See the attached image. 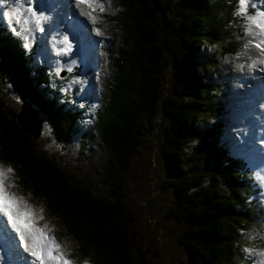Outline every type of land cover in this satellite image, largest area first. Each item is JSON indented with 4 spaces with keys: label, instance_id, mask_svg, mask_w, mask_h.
<instances>
[{
    "label": "trees",
    "instance_id": "trees-1",
    "mask_svg": "<svg viewBox=\"0 0 264 264\" xmlns=\"http://www.w3.org/2000/svg\"><path fill=\"white\" fill-rule=\"evenodd\" d=\"M173 1L120 0L127 19L121 46L107 93L89 129L83 124V113L72 109L65 99L68 96L53 83L61 80L54 75L53 80L43 66L33 67L36 45L24 50L21 35L16 33L19 30L5 28L0 22L1 81L34 109L61 147L77 137L82 149L96 142L109 152L117 173L106 170L111 184L107 199L95 198L90 190L75 185L41 154L36 140L18 125L16 116L8 115L1 93L0 158L18 167L31 191L48 200L51 212L66 217V232L76 240L82 257L91 252L97 264H140L139 255L144 251L134 243L122 189L142 137L159 131L166 178L162 187L174 194L167 216L185 226L178 239L185 264H251L254 258L248 259L245 252L251 239L243 236L249 225L257 223L264 233V208L257 201L261 190L255 189L253 173L219 146L225 127L220 118L202 120L203 110H211L207 101L212 89L205 82L210 81L206 74L216 59L198 55L196 47L199 42L218 48L228 44V52L233 54L230 43L245 30L242 27L240 35L234 34L239 22L237 0ZM171 16L179 17L180 22L170 28L175 35L170 43L162 36L166 26L174 24ZM168 73L171 80L166 78ZM210 106L215 109L218 104ZM159 114L166 122L157 126ZM194 141L200 146L195 156H189L186 148ZM195 161H205L211 167L209 179L202 172L188 175L187 166ZM206 182L209 185L204 186ZM263 236L258 235L254 243L261 248Z\"/></svg>",
    "mask_w": 264,
    "mask_h": 264
},
{
    "label": "rangeland",
    "instance_id": "rangeland-1",
    "mask_svg": "<svg viewBox=\"0 0 264 264\" xmlns=\"http://www.w3.org/2000/svg\"><path fill=\"white\" fill-rule=\"evenodd\" d=\"M49 2L53 4L37 9L35 8L37 6L31 4L5 6L6 4L0 1V22L5 28L19 30L16 33L17 36H19L18 33L21 35L24 50L36 45L37 54L33 56V67L42 68L43 66V68H47L48 75L53 80V75L56 79L61 80L58 83L53 81V83L55 86H59L57 88L61 89L62 95L68 96L65 99L67 98L68 103L73 106L72 109L80 110L79 112L83 113V124L86 125V129H89L94 125L93 121L96 119L94 114L103 103V98L108 89L107 84L114 73L113 62L121 46L122 27L127 20L125 19L126 13L120 0L92 1L95 6L93 15L97 18V23L94 24L88 15L92 10L88 8L87 4L76 6L81 3L73 4V0H70L69 3L67 0L60 1V3H54L53 0H49ZM170 2L174 4L173 0H170ZM101 4L104 6L103 11H100ZM236 6L235 14H237L239 22L234 34L240 35L239 32L242 27L245 30H241V36L233 39V43H230L234 47L233 54L228 52L230 51V45L228 44H221L219 48L218 45L207 42L196 44L198 55L207 58L212 56L216 59L214 63L216 65H213L214 68L212 67L213 69L206 74L210 81L205 82L212 89L207 101L211 110H203L202 120L212 117L215 119L220 118L225 127L220 135L219 146L221 145L226 150L228 148L234 156L239 152L241 153L239 151L241 146L238 144L237 139L242 138V136L235 133L232 128L233 118L230 114L234 109L231 106L235 104V100L232 101L234 99V87L229 73L236 66V59L243 53L249 42L251 43L252 39L264 42V0H247V8L243 14H238L241 11L240 0H237ZM69 14L75 16L76 22L74 20L72 25H75L74 28L77 29L73 30V39L75 37L76 41L69 44L68 47V44L63 45L62 41L65 36H60V30L62 25L65 26L63 23L67 20ZM108 16H110L109 19ZM111 18L113 19L111 20ZM171 18L174 24L167 25L164 30L166 34L163 33L162 36V40H166V42L174 40L175 35L170 32V28L180 22L179 17L171 16ZM250 18L255 19L256 23L250 22ZM98 28L102 33L101 35L97 34ZM80 31L87 36L86 42L88 45L84 49L79 42L82 40L79 39V35L81 36ZM230 38L232 37L230 36ZM230 38L229 41L231 42L232 39ZM66 49H68V54H65ZM237 49L239 50L235 51ZM215 55L221 57H215ZM58 59L62 61L58 62ZM71 74L75 76L71 77ZM166 78L171 80L172 74L168 73ZM256 90L257 92L264 91L263 81H257L256 88L250 89L251 93ZM73 92L75 97L71 96ZM0 93L5 104L4 107L9 109L8 115L14 114L16 116L20 106L23 105L22 100L1 79ZM242 95L240 94V98ZM78 98L81 99L78 100ZM88 101L89 107L85 108L86 111H82V107L86 106ZM210 103L213 106L217 103V108L212 109ZM16 120L24 130L29 131L32 129L31 125H27L31 124V118L19 116ZM165 122L163 116L159 114L155 124L160 126ZM32 133L37 136L35 140L41 154L44 153L52 162L56 163L67 174L71 182L90 190L95 198H108L111 184L107 179L106 170L108 169L114 174L117 173V170L110 161L109 152L103 146L94 142L90 143L88 148L82 149L80 141L75 137L68 146L61 147L51 138L42 123L40 131L37 133L33 131ZM263 135L264 129H261V136H256L253 140L264 141ZM160 142L159 131H155L150 136L145 134L142 137V145L138 154L130 159L129 170L125 175L126 180L122 189L126 213L135 245L139 246L141 244L143 246L142 251L149 249L146 257L141 252L143 264H185L186 255L178 242L185 226L167 216L169 208L174 204V194L171 190H165L162 187L166 178L160 159ZM199 146V141L188 144L186 151L189 156H195L196 148ZM252 152L257 155L258 149L255 148V143L251 140L246 147L247 156ZM263 160L264 158L254 159L251 163L261 164L264 162ZM0 165L14 169V173L9 174L8 179V183L12 185L10 191L22 197L27 205L35 210L37 216L40 214L41 208L43 209L44 219L38 220L36 226L41 229H44L45 226L48 228L46 235L55 237L56 241L65 250L67 258L72 260L74 264H97V260L91 252L84 257L80 255L76 240L66 232L67 228L64 221L66 217L60 215L59 212H51L48 207V200L44 196L35 195L31 191L30 186H27L24 182L28 179L17 170L18 167L8 160L4 161L2 158H0ZM187 168L188 175L202 172L209 179L211 167L205 161L192 162L188 164ZM258 175L261 178H255V189H264V171H259ZM207 185H209L208 182L204 184V186ZM261 197L263 199H260V201H264V193ZM253 199L257 200V197ZM199 201H201V198L198 199ZM262 207L264 208V205ZM20 208L28 210L23 203ZM257 224L249 225L245 231L243 237L252 241L248 242L249 247L245 252L248 259L254 258L251 264H264V257L259 255V253L264 252V248H261L259 244H254L258 235H264L260 226H256ZM262 240H264V236ZM19 243L21 252H24V255H32L31 238L28 239L29 247L27 249L20 239ZM249 249L254 251L250 252ZM15 254L17 256L16 261H18V253ZM24 255L22 261L26 263ZM0 264H14L10 253L7 260H0ZM44 264H54V262L46 259Z\"/></svg>",
    "mask_w": 264,
    "mask_h": 264
},
{
    "label": "bare ground",
    "instance_id": "bare-ground-1",
    "mask_svg": "<svg viewBox=\"0 0 264 264\" xmlns=\"http://www.w3.org/2000/svg\"><path fill=\"white\" fill-rule=\"evenodd\" d=\"M67 1L68 3L70 2V0ZM74 26L75 25H71L72 34H74L73 30L77 29L76 27L74 28ZM257 44H261V47L264 48V43L257 39H252L251 43L249 42L243 53L236 59V66L233 67V70L229 73V77L231 78L234 87V99L232 101L235 100V104L231 106V108L234 107V109H232L230 116L233 118V131L239 136H242V138L237 137V140L239 141L238 144H240L241 147L246 146V143L249 144L251 140L254 143L260 142L261 144H264V141L262 140H253L256 136H261V129H264V91L257 92L256 90L252 93L250 91L251 88H256L257 81L264 82V52L256 47ZM240 94H243L241 98ZM19 114L20 112L17 113V116ZM259 125H261V129ZM31 128H33V126ZM231 134L234 135L233 132H231ZM263 153L264 151L262 150L259 154H255V159L260 160L261 158H264ZM251 154L254 153L252 152ZM251 154L248 156H251ZM245 155L247 156L246 152ZM256 165L257 164H254L253 167ZM258 202L261 204L264 203V201H260L259 197ZM8 243H10V241H8Z\"/></svg>",
    "mask_w": 264,
    "mask_h": 264
},
{
    "label": "snow or ice",
    "instance_id": "snow-or-ice-1",
    "mask_svg": "<svg viewBox=\"0 0 264 264\" xmlns=\"http://www.w3.org/2000/svg\"><path fill=\"white\" fill-rule=\"evenodd\" d=\"M79 3L87 4L91 9L88 15L91 17L92 22L97 23V18L93 15L95 6L91 0H78ZM241 11L238 14H243L247 8V0H240ZM104 10L103 4L100 5V11ZM250 22L256 23V20L250 18ZM261 26V25H258ZM97 34L101 35V31L98 28ZM67 39V38H65ZM264 43V42H262ZM264 52V48L261 44L256 45ZM14 173V169L11 167H4L0 165V213L3 217H6L7 221L11 224L12 228L20 235V240L24 243L25 248L29 247L28 239L32 241L31 254L36 258L38 264H44L47 259L53 261L54 264H74V262L67 258V254L63 247L56 241L52 235H46L48 228L44 229L37 227L38 220H43V209L41 208L40 214L37 216L35 210L28 206L26 201L22 197H19L16 193L10 191V185L8 183L9 174ZM25 204L28 210L21 211V204ZM248 251H254L249 249ZM261 257H264V252L259 253Z\"/></svg>",
    "mask_w": 264,
    "mask_h": 264
},
{
    "label": "water",
    "instance_id": "water-1",
    "mask_svg": "<svg viewBox=\"0 0 264 264\" xmlns=\"http://www.w3.org/2000/svg\"><path fill=\"white\" fill-rule=\"evenodd\" d=\"M20 116H25V117H29L31 118L30 123L32 124L31 126H33V128L29 131H26L22 128V126L20 125V127L24 130L25 133H27L28 135H30L32 138L36 139L37 136L36 134H33L32 132L35 131V133L40 131L41 128V120L39 119V117L37 116V114L34 112V109L28 104H24L23 106L20 107ZM21 129V130H22ZM143 256L139 255V262L140 264H143Z\"/></svg>",
    "mask_w": 264,
    "mask_h": 264
},
{
    "label": "flooded vegetation",
    "instance_id": "flooded-vegetation-1",
    "mask_svg": "<svg viewBox=\"0 0 264 264\" xmlns=\"http://www.w3.org/2000/svg\"><path fill=\"white\" fill-rule=\"evenodd\" d=\"M142 247H143V246L140 244L138 248H139V249H142ZM147 253H149V249H147V250L145 249V251H144V253H143V254H145V257L147 256ZM146 259H147V258H146ZM145 262H146V261H145Z\"/></svg>",
    "mask_w": 264,
    "mask_h": 264
}]
</instances>
